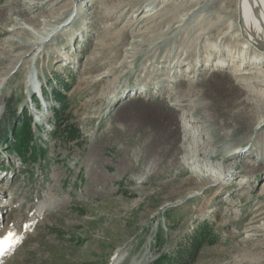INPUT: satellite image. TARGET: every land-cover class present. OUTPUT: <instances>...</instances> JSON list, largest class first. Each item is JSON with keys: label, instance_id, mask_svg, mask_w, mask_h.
Instances as JSON below:
<instances>
[{"label": "rangeland", "instance_id": "1", "mask_svg": "<svg viewBox=\"0 0 264 264\" xmlns=\"http://www.w3.org/2000/svg\"><path fill=\"white\" fill-rule=\"evenodd\" d=\"M150 1L0 0V264H264V47L239 0Z\"/></svg>", "mask_w": 264, "mask_h": 264}, {"label": "bare ground", "instance_id": "2", "mask_svg": "<svg viewBox=\"0 0 264 264\" xmlns=\"http://www.w3.org/2000/svg\"><path fill=\"white\" fill-rule=\"evenodd\" d=\"M138 1V0H137ZM140 1V0H139ZM136 2V1H135ZM155 2H157V0H151L150 1V5L153 6L155 4ZM137 3V2H136ZM34 4V3H33ZM35 5V4H34ZM149 14H145L143 17L144 19H146L147 17L151 16L150 12H148ZM238 17L240 19V23H241V27L243 28V31H245L246 35H247V38H248V41L249 42H252L254 44L258 43L260 45H262L264 47V0H239V6H238ZM54 28V27H53ZM57 30V27H55L54 29L52 30H49L47 32V37H46V34L44 35L46 38H48L49 36H52V34H54V32ZM46 38H37L38 40L35 41L34 45L36 47H41L42 45L45 44V41H46ZM258 64H260V62H258ZM225 69L224 68H219L218 70H215L213 71V74H219V73H222ZM241 70V73L244 72V74H249V71H246V70ZM248 70V69H247ZM252 74V73H251ZM258 74V73H257ZM239 74L238 73H235L233 74V76H238ZM250 75V74H249ZM251 76V75H250ZM239 77L237 78V82L239 83H242V84H248L251 86L254 85V84H259V82L261 81L262 82V79H264V72H259V75H257V79L256 78H251V77ZM3 78V77H2ZM2 82H4L2 79H0V86L2 85ZM262 85V84H261ZM142 89V88H141ZM259 96V95H258ZM264 97V95H260L259 98H262ZM143 98V95H139L138 97H133V99H141ZM206 98V97H205ZM250 99L246 100L245 102L248 103L249 105H252L254 106V108H263V105L262 104V101L258 100L256 98V95H251L249 96ZM255 99V101H253ZM201 101V99H200ZM210 101V100H209ZM182 103V102H181ZM199 103V102H198ZM179 106V105H178ZM200 106V105H199ZM209 104L205 105L204 107L202 108H199L201 109V111H203V109H209ZM165 108V107H164ZM191 108H193L191 106ZM196 109V107H195ZM175 110H178V109H175ZM219 110V109H218ZM207 112V111H206ZM209 112V111H208ZM212 112V111H211ZM264 113V111H261ZM192 113V112H191ZM195 116V115H194ZM187 118V117H186ZM209 118V117H208ZM260 119L262 120L259 125H262L263 124V121H264V114L262 117H260ZM185 119L182 118V121H184ZM198 119H196L195 117L193 116H188L187 118V121H197ZM206 120V119H205ZM200 121V120H199ZM204 121V120H203ZM209 121V120H208ZM207 121V122H208ZM205 122V121H204ZM203 122V123H204ZM209 123V122H208ZM184 128H183V133L186 134V135H190L192 134L190 128H189V125H185L183 124ZM208 126V125H207ZM223 127V125H222ZM221 127V128H222ZM217 128V127H216ZM203 130V129H202ZM237 131V128H234L232 130V132L228 133V136H231L233 135L235 132ZM206 133H208V136L209 138H207V140L205 141L206 143L205 144H209V145H212L213 144V140L210 138L212 136H216V135H219V132L217 129H206ZM195 134V133H194ZM227 134H225L226 136ZM260 141V140H259ZM185 144V142H184ZM256 145H257V149H259L260 146V142H256ZM172 146V145H171ZM233 146V145H231ZM231 146H227L226 149H224V152H227V153H232L233 151H236L237 149V146L232 148ZM183 148V151H185L186 153V159L189 161L190 159H192L195 154H197V150L196 149H186L185 147H182ZM261 149V148H260ZM259 149V150H260ZM258 150V151H259ZM183 151L179 152V151H176V153L173 155V157L171 158L170 162H169V167L172 168L174 166H176V164H178V162L180 161V157L178 158V155L180 153H183ZM199 153V152H198ZM264 156V148L262 150H260V161L261 159L263 158ZM253 157V156H252ZM251 157V158H252ZM249 159V158H248ZM88 164H90L91 162L89 160H87ZM257 162V160H256ZM93 165V164H92ZM179 166V165H178ZM200 167V166H199ZM233 169V168H232ZM249 170H251L253 173L254 172H258V171H261V170H264V165H259V167H251L249 166L248 167ZM230 174L232 173L229 172ZM229 175V174H227ZM233 175V174H232ZM263 226H264V223H263ZM260 229V228H259ZM19 229H14V231H9L7 233H3L0 237V244H2L3 241L7 240L8 237L11 236V241L10 243H13V246L15 245L16 241L18 240V235L20 233H18ZM262 231H264V228L261 229ZM260 231V230H259ZM12 247L6 252L5 255H7V253L12 249ZM119 250L116 252V255L115 257L113 258L111 264H118L119 263V260L121 257H119ZM41 253V252H40ZM4 255L1 257L3 258ZM0 258V259H1ZM150 261H151V257L149 256L148 253H145L143 255V257H141L140 259H134L130 264H150Z\"/></svg>", "mask_w": 264, "mask_h": 264}, {"label": "trees", "instance_id": "3", "mask_svg": "<svg viewBox=\"0 0 264 264\" xmlns=\"http://www.w3.org/2000/svg\"><path fill=\"white\" fill-rule=\"evenodd\" d=\"M44 94H46V92H44ZM58 100H59V102H60V99H59V97L56 95L55 96ZM33 101H35V102H37L38 104H39V101H38V98L36 97V95H33ZM57 101V100H56ZM21 138H23V135H22V137ZM22 141L26 144V142H27V138H24V139H22ZM0 142H2L1 141V137H0ZM16 151H18V152H20V147H19V145L16 147ZM207 230H203V231H201L198 235H197V239L196 240H194V242H195V244H194V247H195V251H197V245L198 244H201V243H203V242H207V240H208V238H210L211 236H212V231H210L209 230V227H207L206 228ZM192 249H193V247H192ZM183 252L185 253V251H179L178 252V260H182V255H183ZM172 259H171V257L169 258V257H164L162 260H161V264H172V261H171ZM159 264V263H158Z\"/></svg>", "mask_w": 264, "mask_h": 264}, {"label": "snow or ice", "instance_id": "4", "mask_svg": "<svg viewBox=\"0 0 264 264\" xmlns=\"http://www.w3.org/2000/svg\"><path fill=\"white\" fill-rule=\"evenodd\" d=\"M11 239L12 238L10 236L7 240L3 241L2 244H0V256L5 255L6 252L13 246V243H10Z\"/></svg>", "mask_w": 264, "mask_h": 264}]
</instances>
